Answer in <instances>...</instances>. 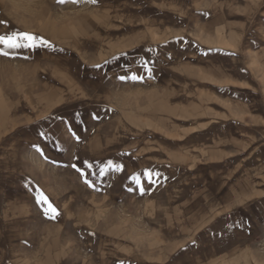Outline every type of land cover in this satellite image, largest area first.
Here are the masks:
<instances>
[{"label":"crops","instance_id":"obj_1","mask_svg":"<svg viewBox=\"0 0 264 264\" xmlns=\"http://www.w3.org/2000/svg\"><path fill=\"white\" fill-rule=\"evenodd\" d=\"M102 6L175 17L172 24L157 18L154 23L159 27H150V39L147 34L144 40L129 35L124 52L111 51L98 62L106 70L105 78L118 80V65L124 60L122 74L142 76L138 81L188 79L182 71L188 64L184 57L198 63L207 59L209 71L191 78L214 84L206 89L214 97L207 106L208 119L168 121L162 111L168 110L167 101L160 99L163 116L158 128L152 127L147 114L141 132L130 111H118L105 87L93 88L89 80H99L100 75H87L86 83L81 78L56 87L50 82L56 76L45 72L48 75L41 76L39 85L32 84L23 98L15 141H10L15 149L6 147L0 153V264L69 263L64 225L76 218L78 200L87 206L90 188L73 164L94 173L88 177L93 189L124 201L123 206L140 197L159 205L161 221L171 227L166 234L170 251L162 253L160 264H246L249 226L264 221L257 212L264 201V0H103ZM107 45L120 47L119 37ZM174 57L181 69L176 76L163 68ZM249 57L257 66L253 72ZM221 62L223 67L212 69ZM160 90L168 96L167 88ZM216 96L222 103L216 104ZM199 137L209 153L205 166L194 156L200 149L188 146L199 143ZM236 153L238 167L216 168V163L226 165ZM109 162L123 170L105 168ZM100 168H105L103 176ZM146 171L157 183L148 185ZM133 176L144 184L143 195ZM41 192L60 213L55 219L45 216L46 206L36 203ZM86 235L80 234V239ZM114 236L118 242L119 234ZM127 246L126 254L112 248L113 256L120 261L126 255L127 264H140L130 259L136 251L130 250V243ZM148 250L144 245V253Z\"/></svg>","mask_w":264,"mask_h":264},{"label":"rangeland","instance_id":"obj_2","mask_svg":"<svg viewBox=\"0 0 264 264\" xmlns=\"http://www.w3.org/2000/svg\"><path fill=\"white\" fill-rule=\"evenodd\" d=\"M102 5L103 0L96 4L85 0H80L77 4L71 2L59 4L57 0H0V20L5 22L0 24V34L9 30L29 31L43 36L52 45L34 50L21 49L15 58L0 57V153L6 147L15 149V144H11L10 141H15L13 137L16 135V119L23 109L25 93L32 84L39 85L41 76L48 75L45 74L48 71L50 75L56 76L54 81L50 79L56 87L67 85L70 80L75 83L81 78H84L83 81L86 83L87 75H100L99 80L95 78L89 80L93 83V88L105 87L118 111H130L131 118L135 119L139 127L137 129L141 132L147 114L149 118L151 117L152 127L158 128L160 117L163 116L160 113V99L167 101L168 110L162 111L164 119L168 121L177 119L185 123L207 121V106L213 102L214 97L209 96L206 89L214 84L208 79L191 78L194 73L209 71L211 65L207 59L198 63L196 59L193 61L192 57H184L188 64L182 67V71L188 79L173 77L166 82L148 79L145 83L131 79L113 81L105 78L106 70L103 71L102 63L98 62L111 51L124 52L127 49L129 35L132 40H144L145 34L148 37L146 39H150V27L152 26V29L159 27L158 23H154L157 18L166 19L172 24L175 17L145 15L139 12L140 9L128 6L104 8ZM129 12L134 14L129 15ZM148 12H151L150 8ZM117 37L120 47L107 45L110 40ZM173 59L163 68H167L170 75L176 76L181 69L175 62V57ZM248 60V67L253 69L252 72L257 70L254 63L250 64L252 62L250 57ZM125 64L124 60H120L117 70H120V76L123 75L122 68ZM222 65L224 66V63H214L212 69L223 67ZM229 66L234 68L232 63ZM153 70L158 69L154 67ZM161 87L167 88L168 96L161 95ZM235 99L238 100V97L234 96L233 100ZM215 102L222 103L218 96L215 97ZM235 114L232 113L233 116ZM218 115L216 113L217 118ZM249 118L251 119L250 116ZM9 137L12 139L7 143L6 139ZM197 139L200 140L199 143L188 146L200 149L199 155H196L194 150V156L199 157L200 166H205L209 162L207 144L201 142L202 137ZM238 165L239 154L236 153L226 165H223V162L216 163V168H233ZM77 191L79 192L78 189ZM87 199L86 207L77 201L74 209L76 218L74 217L69 225H64L68 240L66 245L71 254L68 264H127L126 255H121L120 261H117L112 251V248L114 250L119 248L121 254H126L129 249L127 243L131 244V251H136L135 257L132 256L130 259L140 264H160L165 258L162 253L170 251V245L166 246V234L170 233L171 227L163 224L161 221L163 210H160L159 205L151 203L150 199L140 197L133 201L127 200L123 206L124 201L113 200L108 197V192H99L93 188H88ZM257 212H261L264 218V201L263 208ZM250 226L245 241L246 264H264V221L262 224L252 225L253 228ZM79 232L87 233L84 240L80 239L82 233ZM113 233L119 234L118 242L117 236ZM85 244L88 251H85ZM144 245L149 252L144 253Z\"/></svg>","mask_w":264,"mask_h":264},{"label":"snow or ice","instance_id":"obj_3","mask_svg":"<svg viewBox=\"0 0 264 264\" xmlns=\"http://www.w3.org/2000/svg\"><path fill=\"white\" fill-rule=\"evenodd\" d=\"M68 2H71L72 4H77L80 2V0H57V3L59 4H65ZM85 2H91L92 4H96L98 0H85ZM3 23L5 22L0 20V24ZM40 47H52V45L51 42L46 38H44L43 36L37 35L29 31L9 30L4 34H0V57L15 58V56L18 54L19 50L21 49L34 50ZM230 55H234V53H231ZM95 66L99 67V65H95ZM129 78L133 81L137 79H141V80L143 79L142 76L138 77L137 75H132L131 77L122 75L119 77L120 80H125ZM73 135H75V133H73ZM77 139H79V137H77ZM72 167L76 168V170L80 173L81 177H83L84 183L88 185V187L95 188L94 182L88 178L90 175H95L94 173L85 172L84 170L77 168L75 164H73ZM91 167L92 165H88V168ZM105 168L117 172L123 170L122 165L113 166L111 162H109L108 165L105 166ZM105 168H100L98 174L103 176L105 174ZM143 175L147 179L149 186L157 183V180L154 178L153 173L151 171H146ZM159 175H160L159 173H155L156 177H158ZM132 179L134 180V183L137 185L140 194L143 195L145 192V186L141 182L140 178L138 176H133ZM36 203L41 206H46L43 208V214L45 216H48L50 219H55L60 214L57 211V209L53 206V204L49 201V198L46 195H44L42 192L37 196ZM193 243H195V241H193Z\"/></svg>","mask_w":264,"mask_h":264},{"label":"bare ground","instance_id":"obj_4","mask_svg":"<svg viewBox=\"0 0 264 264\" xmlns=\"http://www.w3.org/2000/svg\"><path fill=\"white\" fill-rule=\"evenodd\" d=\"M81 15V14H80ZM80 17V16H79ZM70 18V17H69ZM68 20V19H67ZM66 21V20H65ZM56 24V23H55Z\"/></svg>","mask_w":264,"mask_h":264}]
</instances>
